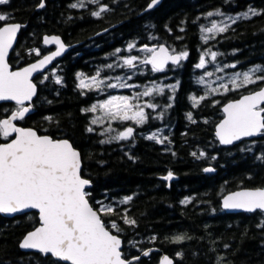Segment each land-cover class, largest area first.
<instances>
[{"label":"trees","instance_id":"1","mask_svg":"<svg viewBox=\"0 0 264 264\" xmlns=\"http://www.w3.org/2000/svg\"><path fill=\"white\" fill-rule=\"evenodd\" d=\"M150 2L100 0L95 4L83 0V7L73 8L71 5H79L80 0H43L45 6L40 8L41 0H9L0 5V14L9 17L0 26L13 22L21 25L9 58L13 69L48 52L42 45L44 35H59L67 45L78 44L35 77L38 92L33 113L17 124L53 139H67L80 151L82 176L92 184L86 190L89 202L94 208L103 204L115 209L114 213L102 214L101 219L109 228L112 222L117 223L121 231H111L123 240L125 258L139 257L132 264H158L163 254L173 258L174 264H264V213L227 214L220 207L221 197L228 192L264 187V136L225 148L214 135V127L222 118L221 106L259 89L264 81L215 94L197 83L207 71L214 75L205 77V83L216 88L218 81L212 80L225 76L223 81L227 82L236 72L264 67V0H162L158 7L145 12ZM100 5L109 10L98 18L92 13ZM249 8L261 15L237 20L208 43L201 39V26L210 27L220 18L208 17V12L219 10L225 16H239ZM130 43L136 45L131 51ZM160 44L176 53L187 51L189 56L179 66L152 72L151 65L139 63L149 55L140 49ZM208 49L218 53L217 60L212 62L208 55L206 68L197 69L195 65ZM132 56L138 58L137 66H124L123 60ZM231 64L236 67L216 71L217 65ZM98 71V79L104 81L99 89L78 87V73L91 78ZM118 78L121 83L139 87L107 86L117 83ZM165 83L177 85L176 90L165 87L163 95L140 97L141 104L158 105L155 111L145 109L149 119L141 126L132 121L107 120L92 125L100 111H84L107 96H131L145 86ZM202 95L207 98L193 107L190 97ZM15 108L13 103H1L0 119ZM188 113L195 123L187 118ZM89 127L94 131L88 132ZM127 127L134 129L132 138L101 143L112 137L106 135L105 128L113 129L114 136ZM103 130L104 135H100ZM152 133L164 142L148 140ZM4 142L0 138V143ZM200 152L205 155L200 157ZM208 166L213 173L204 172ZM169 172L175 180L167 186L163 177ZM127 197L131 200L125 204ZM125 215L135 220V225L125 224ZM38 224L35 212L14 218L0 215V264H65L51 256L21 251L20 241ZM177 236L184 237L183 241L174 243ZM147 250L149 255L141 256Z\"/></svg>","mask_w":264,"mask_h":264},{"label":"snow or ice","instance_id":"2","mask_svg":"<svg viewBox=\"0 0 264 264\" xmlns=\"http://www.w3.org/2000/svg\"><path fill=\"white\" fill-rule=\"evenodd\" d=\"M158 2L159 0H151L148 7L152 8ZM7 3L9 0H0V5ZM89 3L99 4L100 0H89ZM44 6L41 0L39 7ZM78 6L83 7V0H80L79 5L75 3L71 5L73 8ZM108 10L106 6L100 5L99 10L94 11L92 15L99 18L101 13ZM258 15L261 13L252 8L239 16H225L219 10L210 11L207 13L208 17L222 16L224 18L219 23L211 22L210 27L201 26V39L204 43H208L210 39H215L217 34L225 33L237 20L249 19ZM8 19V16L0 14V22ZM20 28L21 25L15 23L0 26V101H13L16 105L15 110L7 118L0 119V138L7 141L0 143V213L15 214L26 210H38L39 226L25 236L20 244L21 248L38 250L43 254L50 253L65 264H132V261L127 260L121 251V238L111 231L113 229L116 232L121 231L117 223L112 222L109 228L101 219L102 214L114 213L115 209L103 204L99 208H94L89 202L90 193L86 191V188L90 186V181L82 176L80 152L67 139L57 140L48 135H39L34 129L20 127L15 123L23 121L31 111V107L26 106L25 102H31L37 94V86L32 81L33 73L59 57L65 50L64 44L58 37H45L44 43L55 44L58 50L52 52L51 55H45L38 63L11 71L8 53ZM135 47L134 43H130L128 50L131 51ZM140 51L150 54L139 60V63L151 65L152 72H164L169 63L179 66L189 56L187 51L177 54L175 49L169 51V48L164 45L158 47L145 45ZM36 54L40 55V52L37 51ZM208 55L212 62L217 60L218 53L208 49L195 65L197 69L206 68V56ZM137 60L136 56L126 58L123 60V65L135 68ZM108 67L111 68L112 65ZM225 67L235 68L236 64L223 67L217 65L216 71H223ZM257 73L262 74L257 75ZM99 75L98 71L95 76L88 78L83 73H78V87L82 90H91L94 87L99 89L104 83L103 80L98 79ZM213 75L212 71H207L204 76L198 78L197 83L205 85L213 94L221 93V90L222 93H227L264 81V67L257 66L244 72H236L229 77L227 82H224L221 77L219 78L221 83L216 88L205 83V77ZM128 79L131 77L129 76ZM56 83H61L59 77L56 78ZM107 86L109 88L139 87L126 82L121 83L119 78L117 83ZM165 87L174 92L177 85L145 86L142 92H134L131 96H111L84 111L96 113L99 110L102 112V116L91 120L92 125L107 120L109 122L132 121L137 126H141L149 119V114L145 109L155 111L158 105L151 102L141 104L139 103L140 97H151L154 93L163 95ZM206 98L207 95L199 98L190 97L193 107L199 106ZM167 107H171V104ZM222 111L224 118L217 125L215 133L221 144L230 145L245 137L264 136V87L250 91L242 95L240 99L227 103ZM160 115L162 116V113ZM187 118L195 123L191 113L187 114ZM87 131L93 132L94 129L89 127ZM105 131L114 130L106 129ZM133 133L134 129L127 127L110 140H102L101 143H109L111 140H127L133 137ZM100 135H104V132ZM146 138L155 140L157 143L164 142L163 139L158 138L157 133H152ZM192 155L197 154L194 152ZM204 155V152L199 153L200 157ZM204 171L212 172L213 169L209 167ZM163 179L171 180L172 173L169 172ZM130 200L131 197H127L123 203L126 204ZM223 206L247 212L256 210L264 212V189L234 192L223 199ZM123 220L128 225L136 223L127 215L123 217ZM183 239L184 237L177 236L173 242L179 243ZM143 255L148 256L149 252L144 251ZM134 259L139 260V257ZM160 264H173V261L168 256H164Z\"/></svg>","mask_w":264,"mask_h":264},{"label":"water","instance_id":"3","mask_svg":"<svg viewBox=\"0 0 264 264\" xmlns=\"http://www.w3.org/2000/svg\"><path fill=\"white\" fill-rule=\"evenodd\" d=\"M161 2H162V0H159V2L156 4V5H154L152 8H149L148 6H149V4L151 3H149L148 5H147V7L145 8V12H148V11H151V10H153V9H155L156 7H158L160 4H161ZM14 23V22H13ZM7 24H12V23H5V24H3V25H1V26H5V25H7ZM15 24H19V23H15ZM20 31H21V28H20V30L18 31V33H17V37H16V40L13 42V46H12V48L9 50V53H8V63H9V58H10V55H11V53H12V51L14 50V48L16 47V45H17V42H18V38H19V34H20ZM106 32V30H104V31H102V32H99L97 35H101V34H103V33H105ZM53 36H55V37H58L60 40H61V42L64 44V46H65V50L62 52V54L59 56V57H56L54 60H52L50 63H48L47 65H45L42 69H40V70H37L35 73H33V76H32V81H33V83H35L34 82V79H35V77L36 76H38V75H40V74H42V73H44L46 70H48L49 68H51L52 66H53V64L58 60V59H61L62 57H64L71 49H73L74 47H76L78 44H72V45H67L64 41H63V39L59 36V35H44L43 37H42V44L45 46V47H47V48H50V47H52V46H54L55 47V49L54 50H52V51H50V52H48V53H46L45 55H51V53L52 52H55V51H57L58 50V46L57 45H55V44H45L44 43V38L45 37H48V38H51V37H53ZM160 45H164V44H160ZM145 46V45H144ZM144 46H142L141 48H143ZM159 46V45H158ZM158 46H148V47H158ZM165 46V45H164ZM165 47H167V46H165ZM170 51V50H169ZM178 54V53H177ZM45 55H43L42 57H40V58H38L37 60H35V61H33V62H31V63H29V64H27V65H25V66H23V67H21V68H17V69H13L12 68V66H11V64L9 63V69L11 70V71H17V70H20V69H22V68H24V67H28V66H30V65H32V64H34V63H38L39 62V60H41V59H43L44 58V56ZM170 65H172V64H168L167 66H166V68L168 67V66H170ZM37 86V85H36ZM262 87H264V85L262 86ZM246 94H248V93H246ZM243 95H245V94H243ZM36 96H37V94H36ZM36 96H34L33 97V99H32V101L31 102H25V105L26 106H30L31 107V111L26 115V117L27 116H29L30 114H32L33 113V107H32V104H33V101H34V99L36 98ZM242 96V95H241ZM241 96L240 97H238V98H236V99H232V100H229V101H227V102H225L222 106H221V111H222V108H223V106L224 105H226L227 103H229V102H232V101H235V100H238V99H240L241 98ZM1 103H13V104H15V102H13V101H0V104ZM222 113H223V111H222ZM11 114V113H10ZM9 114V115H10ZM8 115V116H9ZM7 116V117H8ZM7 117H5V118H7ZM25 117V118H26ZM224 118V114H223V117L221 118V120ZM4 119V118H3ZM221 120L215 125V127H214V135H215V137H216V128H217V125L221 122ZM16 123V122H15ZM17 126H20V125H17ZM20 127H23V126H20ZM24 128H30V127H24ZM33 129V128H32ZM35 130V129H34ZM36 131V130H35ZM38 133V132H37ZM39 134V133H38ZM40 135V134H39ZM49 136V135H48ZM51 137V136H50ZM259 137H261V136H254V137H245V138H242L241 140H238V141H235V142H233L232 144H230V145H224V144H221L220 142H219V139L216 137V139L218 140V142L220 143V145L222 146V147H232V146H234V145H236V144H239L240 142H242V141H244V140H252V139H256V138H259ZM57 140H60V139H57ZM6 143V142H5ZM71 143V142H70ZM74 147V146H73ZM75 148V147H74ZM76 149V148H75ZM76 150H78V149H76ZM79 151V150H78ZM80 152V151H79ZM81 162H82V158H81ZM206 168H209V167H206ZM210 168H212V167H210ZM213 169V168H212ZM81 170H82V164H81ZM205 172V171H204ZM213 172V171H212ZM212 172H205L206 174H209V173H212ZM86 179V178H85ZM175 179V177H174V175H172V179L171 180H168V186L170 185V183L173 181ZM92 186V184H91V182H90V186H88L87 188H86V190L87 189H89L90 187ZM255 189H257V188H241V189H237V190H234V191H231V192H228V193H226V194H224L222 197H221V199H220V206H221V208L227 213V214H239V213H253V212H247V211H244V210H242V209H229V208H224V206H223V199L226 197V196H228V195H230V194H232V193H234V192H237V191H243V190H255ZM261 189H264V187H261ZM91 204V203H90ZM257 211V210H256ZM260 211V210H259ZM31 212H35V213H37V216H38V220H39V214H38V210H35V209H32V210H26V211H24V212H20V213H15V214H6V213H0V215H2L3 217H6V218H14V217H17V216H20V215H24V214H28V213H31ZM255 212V211H254ZM264 213V212H263ZM39 226V224L36 226V227H38ZM35 229V228H34ZM33 229V230H34ZM33 230H31V231H33ZM31 231H29V232H31ZM29 232H27L26 234H25V236L29 233ZM25 236L22 238V240L20 241V243H19V248L21 249V251H23V252H33V253H39V254H42L43 256H51L53 259H55V260H58L57 258H55V257H53L50 253L49 254H43V253H40L38 250H34V249H24V248H21L20 247V244H21V242L23 241V239L25 238ZM122 240V239H121ZM122 246H123V240H122ZM122 246H121V251H122ZM149 252V251H148ZM141 256H144L143 255V253L141 254ZM164 256H168L169 257V259H171L172 261H173V264H174V260H173V258H171L169 255H167V254H163V255H161V257L159 258V261H158V263L160 264V262H161V260L163 259V257ZM136 259H131V261L133 262V261H135ZM62 262V261H61ZM63 263H65V262H63Z\"/></svg>","mask_w":264,"mask_h":264},{"label":"rangeland","instance_id":"4","mask_svg":"<svg viewBox=\"0 0 264 264\" xmlns=\"http://www.w3.org/2000/svg\"><path fill=\"white\" fill-rule=\"evenodd\" d=\"M220 18L219 19H217V20H215V22H217V23H219L224 17H222V16H219ZM231 77V76H230ZM223 78V80L225 79V76L224 77H222ZM167 79H168V77H167ZM219 80H220V83H221V79H219L218 78V80H212L213 82L214 81H218L217 82V87L219 86ZM227 80H228V77H227ZM167 85H169V83H165V85H163V86H167ZM172 85V84H171ZM161 86V85H160ZM111 96H107L106 98H104L103 100H101V101H99V102H97V103H100V102H103L104 100H106V99H108V98H110ZM98 116H102V112H100L99 113V115ZM106 120H104L102 123H104ZM100 124V123H99ZM106 129H109V128H105V130ZM126 130V129H125ZM124 131V130H123ZM102 132H104V130L102 131ZM119 133V132H118ZM118 133H115L114 134V136H116ZM106 135H111L112 137H113V132L112 131H106ZM101 206V205H100ZM100 206H98V207H100Z\"/></svg>","mask_w":264,"mask_h":264},{"label":"flooded vegetation","instance_id":"5","mask_svg":"<svg viewBox=\"0 0 264 264\" xmlns=\"http://www.w3.org/2000/svg\"><path fill=\"white\" fill-rule=\"evenodd\" d=\"M54 49V47H51L50 49H49V51H52Z\"/></svg>","mask_w":264,"mask_h":264}]
</instances>
